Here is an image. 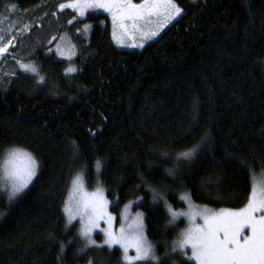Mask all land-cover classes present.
<instances>
[{"label":"trees","instance_id":"1","mask_svg":"<svg viewBox=\"0 0 264 264\" xmlns=\"http://www.w3.org/2000/svg\"><path fill=\"white\" fill-rule=\"evenodd\" d=\"M13 1L36 15L8 55L39 75L0 82V160L22 148L39 168L11 203L0 191V264H126L119 248L78 254L84 241L64 213L78 174L102 185L116 212L134 201L158 256L176 232L164 201L247 202L264 173V0H176L181 15L142 49L118 48L102 12L76 18L59 10L64 0ZM62 34L75 47L74 73L48 52ZM152 190L162 199L154 203ZM170 264L195 263L177 253Z\"/></svg>","mask_w":264,"mask_h":264},{"label":"snow or ice","instance_id":"2","mask_svg":"<svg viewBox=\"0 0 264 264\" xmlns=\"http://www.w3.org/2000/svg\"><path fill=\"white\" fill-rule=\"evenodd\" d=\"M66 8L72 9L79 17L101 10L107 13L112 21L113 39L121 44L122 36L134 39L136 33H139L142 39L155 37L183 11L175 0H142L141 3H134L133 0H69L68 3L59 5L61 12ZM153 24L154 27L145 29L146 25ZM90 28L91 25H84L85 31ZM52 39L55 40L56 37ZM9 45L11 40L0 47V54L7 52ZM133 46L143 47V44ZM57 52H60L59 46ZM17 63L25 72L39 75L35 66L20 61ZM67 71L74 72L76 69L69 68ZM40 80L43 82L44 77L41 76ZM72 143L75 145V141ZM195 153V148L183 152L178 160H190ZM100 167L101 163L97 160V173ZM38 168L39 162L31 153L21 149H10L7 152L3 163H0V191L5 192L9 203L28 188L37 175ZM168 175L175 176L176 173L170 169ZM152 191L154 203L162 199L159 193ZM180 199L188 204V211L177 212L164 201L170 216L168 223L175 225L180 217H185L188 226L179 233L170 250L165 246L163 256H158L156 249L148 241L142 214L138 213L127 226L121 225L118 232L114 230L115 217L108 212L109 201L104 195V189L97 187L95 191L88 192L80 174L72 180L71 194L64 212L69 225L76 219L80 221L79 236L84 240V244L78 249V254H85L89 248L103 249L107 245L111 249L119 245L126 264L148 261L153 264H170L177 253L186 257L187 261H195V264H264V181H261L259 186L253 184L247 203L237 209L213 210L207 206L200 207L193 204L188 194ZM125 211L127 213V206ZM124 219L129 217L125 214ZM101 221L107 227L101 228ZM97 229L104 235L103 244H97L93 239V232ZM130 249L135 250L134 256L129 255ZM64 250L65 245L61 244V253ZM88 264H93V260L89 259Z\"/></svg>","mask_w":264,"mask_h":264},{"label":"rangeland","instance_id":"3","mask_svg":"<svg viewBox=\"0 0 264 264\" xmlns=\"http://www.w3.org/2000/svg\"><path fill=\"white\" fill-rule=\"evenodd\" d=\"M68 2H69V0H64L62 3H68ZM133 2L134 3H141L142 0H133ZM175 2L177 3L176 0H175ZM13 6H15V7H13ZM96 12H102L108 17L109 22H110L112 41L118 48H121V49H142V48H144L148 43H150L153 40H155L162 33V31L170 24V23L167 24V26H165L159 32L158 35H156L155 37H152L150 39H142L141 35L139 33L135 34V38L134 39L131 38L130 36L129 37H123L122 36L121 39L123 40V43L121 44V43H117V41L115 39H113V27H112L111 17L107 13L103 12L102 10L101 11H96ZM35 15H36V10H30V11H26L25 12V11L21 10L13 0H0V37H2V42H0V47H3L4 45L8 44V41L9 40L12 41L13 37L16 34H18L19 32L23 31L24 29H26L28 27V25L30 24L31 19L34 18ZM75 17L77 18L79 16L75 13ZM154 26H155L154 24L153 25H146L145 29H147L149 27H154ZM84 32L86 33V35H88L89 29L87 31L84 30ZM118 34H119V30H118ZM61 37L63 39H61ZM141 43L143 44V47L133 46L134 44L138 45V44H141ZM9 46H8V48H9ZM57 46L60 47V52H57ZM49 49H51V51ZM49 49H48L49 53H53L55 55V57H57L58 59H62V60H65V61L68 62V69L69 68H73L75 66V64L72 62V60L76 56V51H75V47H74L72 41L70 40V38L68 37V35L62 34L57 40H55L54 45L51 48H49ZM61 53H63V54L61 55ZM17 61H19V60L12 59L8 55V50H7V52H5L3 54H0V82L4 81L7 78L12 77V75H14V74H18L20 72H25L23 69L20 68V64L17 63ZM20 62H22V61H20ZM22 63L30 64V63H26V62H22ZM72 73H74V72H72ZM10 149H21V150L27 151V150L22 149V148L12 147V148H9L7 150V152ZM7 152L1 158L0 163H3L4 159L6 158ZM27 152H29V151H27ZM261 181H264V173L257 174V175H255L253 177L252 186H253L254 183H256L257 186H259V183ZM84 185H85V188H86V190L88 192L95 191L97 187L103 188V186L100 185V184H96V185H94L92 187H87L85 181H84ZM71 189H72V186H71ZM71 189H70L69 194L67 196L66 202H68V200H69V197H70V194H71ZM185 194L186 193L180 194L179 195V199H180L181 196H183ZM104 195L107 198V200L109 201L108 212H110L111 215L113 217H115L114 230H116L117 232L119 231V228L121 227V225L127 226L129 223H131V221L136 217V215L138 213L143 215V212L140 209L139 210L138 209H134V206H133L134 201L133 200L126 201L121 206L120 210L116 212L115 210L112 209V205L114 204V201L110 200L107 197V195L105 194V190H104ZM66 202H65V204H66ZM192 202H193L194 205H197V206H200V207L205 206V205H198L194 201H192ZM182 203H183L182 206L173 207L171 203L167 202V204L170 205L173 208V210H175L177 212H186V211H188V204L185 201H182ZM65 204H64V208H65ZM126 206H127V213L125 211L126 210ZM243 206H241V207H243ZM207 207L210 208V209H213V210H219L220 209V208L219 209H214V208H211L209 206H207ZM238 208H240V207H238ZM231 209H237V208H231ZM125 214L129 217V219H127V220L124 219ZM65 216H66V219H67L66 213H65ZM67 223H68V219H67ZM72 224L77 225L76 229H77V232H78V235H79V231H80V227H81L79 219L74 220L72 222ZM173 226H175V229H176L175 236H174V241H176L178 239L179 233L182 232L188 226V221H187V219L185 217H180L176 221L175 225H173ZM100 227L101 228H105V227H107V225L104 224L103 221H101ZM97 235H99L100 237L98 238ZM93 239H95L97 241V244H103L104 235H103V233L101 231H99V229H97V230H95L93 232ZM148 241L154 247V244L149 239H148ZM104 247H107V245H105ZM112 248H119L120 251H121V258L123 259V250L119 247V245H115ZM129 255L134 256L135 255V250L134 249H130L129 250ZM189 255H190V250H189ZM193 262L195 263V261H193Z\"/></svg>","mask_w":264,"mask_h":264}]
</instances>
